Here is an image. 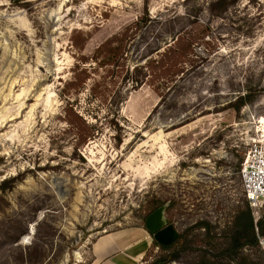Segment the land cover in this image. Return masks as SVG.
I'll return each instance as SVG.
<instances>
[{
	"label": "rangeland",
	"instance_id": "374dc122",
	"mask_svg": "<svg viewBox=\"0 0 264 264\" xmlns=\"http://www.w3.org/2000/svg\"><path fill=\"white\" fill-rule=\"evenodd\" d=\"M214 1L0 0V264H94L120 231L148 264L157 207L169 264H264L262 238L225 253L264 140V0ZM174 13V41L136 24Z\"/></svg>",
	"mask_w": 264,
	"mask_h": 264
},
{
	"label": "trees",
	"instance_id": "16d2710c",
	"mask_svg": "<svg viewBox=\"0 0 264 264\" xmlns=\"http://www.w3.org/2000/svg\"><path fill=\"white\" fill-rule=\"evenodd\" d=\"M210 4L220 6L222 9L226 10L227 7H229V0H215L214 3ZM177 20L178 16L174 13L172 15H168L167 18H151L149 16H144L139 18L136 24L148 27L151 25H157L158 27H160V35L165 33V31H171L168 32L169 37H171V41H174V39L181 33L180 30H177V28L175 27V23L177 22ZM162 38L163 39L161 40V42L159 41V44L155 47V52L159 51L162 48V44H168L166 37ZM253 95V90L247 88L241 96L237 97L236 103L232 107H234L236 110H239L241 106L245 105V103H249L252 101L251 99L253 98ZM242 160L243 157H239L238 163L241 164ZM245 204L246 206L244 210L239 211L234 216L232 225L234 229V234L232 236L233 246L225 253H232L234 251L242 249L245 246L255 247L258 245L260 238L264 239V216L254 222L249 205L247 202ZM157 209L158 207L155 210ZM156 247H158L162 253L160 256H158L148 264H169L170 262L175 261L180 252L184 250L183 247L175 248V242L170 245H161L156 243Z\"/></svg>",
	"mask_w": 264,
	"mask_h": 264
},
{
	"label": "built area",
	"instance_id": "2783aa9c",
	"mask_svg": "<svg viewBox=\"0 0 264 264\" xmlns=\"http://www.w3.org/2000/svg\"><path fill=\"white\" fill-rule=\"evenodd\" d=\"M238 173L244 199L255 218V214L264 208V140L253 142L248 148Z\"/></svg>",
	"mask_w": 264,
	"mask_h": 264
},
{
	"label": "crops",
	"instance_id": "0c3cea01",
	"mask_svg": "<svg viewBox=\"0 0 264 264\" xmlns=\"http://www.w3.org/2000/svg\"><path fill=\"white\" fill-rule=\"evenodd\" d=\"M132 231H120L106 235L98 240L94 246V264H138L144 257V249L134 239L131 243H123L124 236H135ZM134 247H138L133 252ZM133 249V250H132Z\"/></svg>",
	"mask_w": 264,
	"mask_h": 264
},
{
	"label": "water",
	"instance_id": "95a60500",
	"mask_svg": "<svg viewBox=\"0 0 264 264\" xmlns=\"http://www.w3.org/2000/svg\"><path fill=\"white\" fill-rule=\"evenodd\" d=\"M163 225H165V223L161 220V210L157 209L145 219L144 229L147 233L152 235V238L158 244L170 245L177 239V234L171 227Z\"/></svg>",
	"mask_w": 264,
	"mask_h": 264
},
{
	"label": "bare ground",
	"instance_id": "6f19581e",
	"mask_svg": "<svg viewBox=\"0 0 264 264\" xmlns=\"http://www.w3.org/2000/svg\"><path fill=\"white\" fill-rule=\"evenodd\" d=\"M264 134V133H263ZM263 141V140H262Z\"/></svg>",
	"mask_w": 264,
	"mask_h": 264
}]
</instances>
